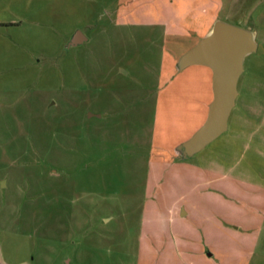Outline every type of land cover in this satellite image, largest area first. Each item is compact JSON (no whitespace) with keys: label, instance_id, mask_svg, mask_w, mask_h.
Masks as SVG:
<instances>
[{"label":"rangeland","instance_id":"374dc122","mask_svg":"<svg viewBox=\"0 0 264 264\" xmlns=\"http://www.w3.org/2000/svg\"><path fill=\"white\" fill-rule=\"evenodd\" d=\"M217 21L264 47V0H0L7 264H264V54L229 130L174 152L213 99L209 68L176 64Z\"/></svg>","mask_w":264,"mask_h":264},{"label":"water","instance_id":"95a60500","mask_svg":"<svg viewBox=\"0 0 264 264\" xmlns=\"http://www.w3.org/2000/svg\"><path fill=\"white\" fill-rule=\"evenodd\" d=\"M86 42L88 38L78 30L66 44V49ZM252 54L263 55L264 47L257 43L251 30L217 21L211 32L178 60V73L193 66L211 70L213 99L204 124L175 148L177 159L191 160L229 130L230 116L239 97V80L245 72L244 62ZM0 264H7L1 255Z\"/></svg>","mask_w":264,"mask_h":264}]
</instances>
